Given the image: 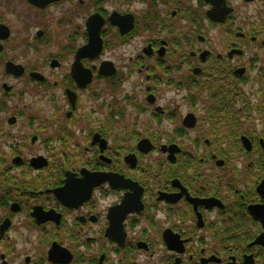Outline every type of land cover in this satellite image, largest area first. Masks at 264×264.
Returning <instances> with one entry per match:
<instances>
[{"label":"flooded vegetation","instance_id":"flooded-vegetation-1","mask_svg":"<svg viewBox=\"0 0 264 264\" xmlns=\"http://www.w3.org/2000/svg\"><path fill=\"white\" fill-rule=\"evenodd\" d=\"M35 1L0 0V264H264V226L248 210L264 203V0H195V9L183 0ZM16 3L32 13L21 31L1 12ZM179 17L186 34L175 29ZM97 29L101 52L79 58L91 76L80 87L76 56ZM137 37L129 61L147 82L138 109L173 120L172 135L116 132L123 114L113 108L103 124L88 120L94 129L86 127L81 148V96L96 82L120 81L103 53ZM40 47L54 51L40 60L10 54ZM104 63L109 76L100 74ZM161 87L174 93L166 105ZM57 90L51 113L8 106ZM141 140L149 152L138 150ZM169 146L178 151L162 150ZM130 154L134 166L124 161ZM82 169L130 179L139 202L123 214L115 207L133 190L79 186ZM68 176L79 185L62 192Z\"/></svg>","mask_w":264,"mask_h":264},{"label":"rangeland","instance_id":"rangeland-1","mask_svg":"<svg viewBox=\"0 0 264 264\" xmlns=\"http://www.w3.org/2000/svg\"><path fill=\"white\" fill-rule=\"evenodd\" d=\"M195 0H183L186 6H190L192 8L195 7ZM196 8V7H195ZM194 8V9H195ZM193 9V10H194ZM253 7L248 9V12L251 13L253 11ZM9 11V14L7 13ZM4 15V19L7 23H9L13 28H16L18 31L26 27L23 25L24 20L32 19V13L23 14V10L21 9V5L18 3L13 4V9H6L1 11ZM11 14V15H10ZM53 14V13H52ZM54 16L56 14H53ZM177 28H174L179 32H183L186 34L185 30V22L182 21V18L179 17L174 21ZM179 26V27H178ZM30 27L34 29L32 26V22L30 23ZM27 28V27H26ZM31 28V30H32ZM21 34L19 35V37ZM20 39V38H19ZM141 41L140 37L134 38L130 40V44H122V46L118 48H112L111 45L108 46L102 56V59L111 60L118 69H120L122 73V77L120 81L116 85H111L104 83L102 81L96 82L92 89L89 92L83 94L80 98V108L77 111V117L79 122L81 123V133H80V147L82 148L85 145V134L87 133L86 127L89 129H93L91 126L89 119L99 120L97 124H103V118H105L106 114L112 111V109L122 110V114L120 118L115 120V131L119 133L129 128L136 130L141 136H147L148 132L154 133L159 136L162 140L164 134L172 135V130L175 127V123L173 120H169L168 118H162L160 122L155 119H150L148 116V108L147 111L141 113L138 106L142 109L144 104H142L143 100V91L144 86L147 82L144 80V75L141 72H138V68L133 65L129 59H132V56H135L137 52H139V42ZM137 49V51H136ZM54 51L53 49H47L46 47H40L37 51H16L10 54H16L17 58L24 59H35L40 60L44 58L45 54L48 52ZM100 61V60H99ZM144 80V81H143ZM29 91L32 89L30 87H26ZM33 93H28L25 97H18L10 100L8 106L18 104L20 108L27 107H47L49 113L52 112L53 101H60L62 98L60 97V92L57 90L48 94V97L44 99L43 102L40 99L36 98ZM174 93L166 88L161 87L159 96L161 97L160 101H158L161 105H166V101L168 97H172L174 99ZM178 97V96H176ZM27 112V110H24ZM47 111V110H46ZM179 112L180 116H183L184 113ZM7 115V114H6ZM96 117V118H95ZM123 130V128H125ZM193 135V133L191 134ZM39 145L36 144L35 147L32 146L31 154H35L39 152ZM5 150V149H4ZM28 153V151H27ZM156 154V153H154ZM108 203L104 201L102 204Z\"/></svg>","mask_w":264,"mask_h":264},{"label":"water","instance_id":"water-1","mask_svg":"<svg viewBox=\"0 0 264 264\" xmlns=\"http://www.w3.org/2000/svg\"><path fill=\"white\" fill-rule=\"evenodd\" d=\"M47 0H39L35 1L38 5H43ZM89 36L90 40L88 45L83 47L82 49L79 50L77 56H76V63L74 64V69L77 70V75L76 79L80 80L81 78V83L80 87H85L91 79L90 73L82 70V66L79 63V58L81 57H89V58H96L98 57L99 53L101 52L102 48V43L99 37L98 29L96 31H89ZM114 72V69L111 67L110 63H104L101 65L100 68V74L104 76H109ZM73 102V98L70 100ZM193 125V121L190 124ZM244 143L247 142L245 139ZM101 150L105 147L104 141H101ZM247 149H249V146L245 145ZM137 148L140 152L147 153L149 152L152 147L146 140H141ZM163 151L168 150L169 154H174L178 151L177 147L175 146H169L168 148L163 147ZM106 162H109V160L105 159ZM125 163L134 166L136 163L135 157L133 154L127 155L124 158ZM82 178L81 184L79 185V182L73 181L72 177L68 176L66 179V184L64 187L61 189L62 192H67V190H71V188H75L79 186H83L85 188L91 189L93 186H98L104 182H109L112 184V187H126V188H131L133 190V193L131 194H126L125 198L122 200L121 204L115 207V209H118L119 211H122L123 214L131 210V204L134 199H136V202H139L138 199V194L141 192L140 187H137L136 183H133L130 179H125L123 176L118 175V174H112V173H90L85 169L81 170ZM136 187V188H135ZM139 188V190L136 192V189ZM257 192L259 195L264 199V179L260 182V184L257 186ZM249 212L252 215V217L256 220H260L263 223L264 226V203L262 205H253L249 207ZM115 222L112 223V227L115 226ZM118 225L120 227V223L118 222ZM261 237L264 236V233L260 235ZM259 241V240H258ZM262 242V241H260ZM264 244V239L263 242Z\"/></svg>","mask_w":264,"mask_h":264},{"label":"trees","instance_id":"trees-1","mask_svg":"<svg viewBox=\"0 0 264 264\" xmlns=\"http://www.w3.org/2000/svg\"><path fill=\"white\" fill-rule=\"evenodd\" d=\"M130 149H131V147H129V146H128V147L120 148V151H121L120 153H121V154H122V153L124 154V153H126V151H129Z\"/></svg>","mask_w":264,"mask_h":264}]
</instances>
